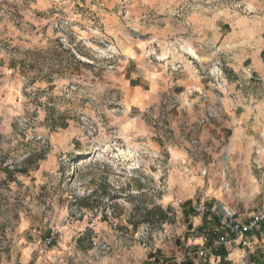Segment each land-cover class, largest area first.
<instances>
[{"label": "rangeland", "instance_id": "374dc122", "mask_svg": "<svg viewBox=\"0 0 264 264\" xmlns=\"http://www.w3.org/2000/svg\"><path fill=\"white\" fill-rule=\"evenodd\" d=\"M234 124L264 144V0H0V264H175L215 221L194 201L262 203ZM251 240L223 264L264 257V222Z\"/></svg>", "mask_w": 264, "mask_h": 264}, {"label": "crops", "instance_id": "0c3cea01", "mask_svg": "<svg viewBox=\"0 0 264 264\" xmlns=\"http://www.w3.org/2000/svg\"><path fill=\"white\" fill-rule=\"evenodd\" d=\"M238 122V121H237ZM255 132H252V130L248 127L244 128L241 126H238L237 124L233 125L232 127H227L226 130L221 131V137L223 138L224 136H226V138L228 139V143H227V147H226V160L224 162H230V166L231 169L233 171V177H244L247 180L251 181V183L253 182V179L256 181V178H254L253 172L251 171V158L253 156V149L254 147H256L260 153H259V157L260 158H264V144H262L261 142L255 144V140L256 138L252 135ZM207 219H209V216H207ZM213 223L211 222H204L203 224V228L204 230L208 231L209 227L212 225ZM259 227V226H258ZM257 227V229H258ZM195 228L194 224L191 227L190 231L193 230ZM256 229V230H257ZM256 230L249 235V238L252 239L253 234L256 232ZM190 243L193 246L188 247L187 251H183V257L186 260H194L192 259V255H194L199 249H201L202 247H207L208 250L207 252L204 253L205 254H211L213 257L218 258L219 254L218 252L220 251H225V253L227 254V256L222 255V259H221V263H225V260H229V259H233L235 260V257L242 255L244 253L249 252V250H247V248H240L239 246L237 247H233L236 245H224V246H220V247H214L212 245L211 239H205V237H198L195 239H192L190 241ZM54 248V246L52 247ZM31 249V245L29 243H27L26 241H24L23 247H21V255L23 260L27 261V259L29 258V252ZM53 249H50L49 254H51ZM215 253L213 254L212 252ZM51 255H49L50 257ZM156 257V258H155ZM251 264H260L263 263V256H257V257H251ZM150 260H152V264H161V262L163 261L162 259H160V256L155 255L153 257L150 258ZM173 261H176L175 259H173ZM175 264H177L176 262H174Z\"/></svg>", "mask_w": 264, "mask_h": 264}, {"label": "built area", "instance_id": "2783aa9c", "mask_svg": "<svg viewBox=\"0 0 264 264\" xmlns=\"http://www.w3.org/2000/svg\"><path fill=\"white\" fill-rule=\"evenodd\" d=\"M254 163L259 168L264 166V164H260L259 162ZM261 197V205L249 216L235 215L234 212L227 208L211 207L204 200L194 201L190 207L196 214L210 216L215 219L205 235V239H211L213 246L220 247L229 244L249 249L253 245V241L249 238V235L264 222V192H262ZM192 231L197 233L195 229ZM54 240L55 231H51L42 239L39 252L42 254L47 253ZM207 250V247H202L196 253L203 255ZM176 263L185 264L184 257L177 258Z\"/></svg>", "mask_w": 264, "mask_h": 264}, {"label": "trees", "instance_id": "16d2710c", "mask_svg": "<svg viewBox=\"0 0 264 264\" xmlns=\"http://www.w3.org/2000/svg\"><path fill=\"white\" fill-rule=\"evenodd\" d=\"M185 264H190V263H188V261H187V262H185Z\"/></svg>", "mask_w": 264, "mask_h": 264}]
</instances>
